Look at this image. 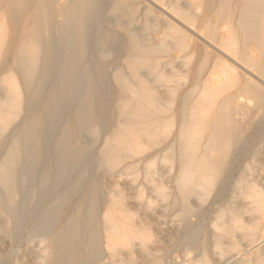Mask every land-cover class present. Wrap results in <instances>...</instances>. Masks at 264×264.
I'll list each match as a JSON object with an SVG mask.
<instances>
[{
    "label": "bare ground",
    "instance_id": "bare-ground-1",
    "mask_svg": "<svg viewBox=\"0 0 264 264\" xmlns=\"http://www.w3.org/2000/svg\"><path fill=\"white\" fill-rule=\"evenodd\" d=\"M0 215L36 264H264V0H0Z\"/></svg>",
    "mask_w": 264,
    "mask_h": 264
},
{
    "label": "rangeland",
    "instance_id": "rangeland-1",
    "mask_svg": "<svg viewBox=\"0 0 264 264\" xmlns=\"http://www.w3.org/2000/svg\"><path fill=\"white\" fill-rule=\"evenodd\" d=\"M8 82H10V81H8ZM149 195H150V193H149ZM162 211H163V209L160 208V212H162ZM174 214L175 213H171L172 218H173V216L175 218V215ZM168 215L167 214L164 215L163 213H158V217L160 219L163 217V219H161L162 222L160 224V227H162V229L160 228V231L166 230V228H168V226H171L172 225L173 219L170 217L171 216L170 213ZM214 215L215 214H214L213 210L210 211V212H208L207 213V218L205 219V223L209 224L210 221H211V219L213 217H215ZM0 217H1L0 218V222H1L0 223V229H2V227L4 225L3 222H2L3 217L1 215H0ZM164 217H166L165 218L166 220H164ZM162 223H165V225H163ZM168 230H169V228L166 231H162V233L163 234H166V232ZM167 233H169V231ZM1 234L2 233H1V230H0V235ZM21 235L19 234L18 235L19 237L17 236L14 240L13 239L12 240L10 239V241H12L11 243H9L10 242L9 239L5 238L3 236V234H2V236H0V264H31V263L32 264H36L38 262V261H36V263L34 262L35 260H38V257L36 255V250L38 249L37 248L38 246H36L37 243L36 242H33V243L30 242L29 239H28V236H27V233L26 232L21 233ZM18 239H19V241H18ZM209 248H211V246H208V250H209L210 257H212L211 259L213 260V264H225V262L226 263L228 262L227 264H237V261H238V264H244L245 263V261L243 262L242 259L241 260L240 259L238 260V258L232 257L231 255L225 257V259L223 261H221V262L218 263V261H220L218 259L219 257L213 254L212 248L211 249H209ZM201 249H202L201 246H199V247H193V246L192 247H189V248H187V251H185L186 249L184 250L183 248L177 249V250H175V253H173V255L171 257L167 258V264H187L188 261L191 260V259H193V258L194 259H197L198 257L200 258V256H201L200 253H202V250ZM195 250H197V251H195ZM187 258H189V259H187ZM234 258L237 261H235ZM228 259H230V260L228 261ZM185 261L187 263H185Z\"/></svg>",
    "mask_w": 264,
    "mask_h": 264
}]
</instances>
